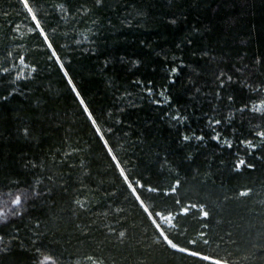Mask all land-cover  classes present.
I'll use <instances>...</instances> for the list:
<instances>
[{"label": "trees", "instance_id": "1", "mask_svg": "<svg viewBox=\"0 0 264 264\" xmlns=\"http://www.w3.org/2000/svg\"><path fill=\"white\" fill-rule=\"evenodd\" d=\"M27 4L0 0V264H264V0Z\"/></svg>", "mask_w": 264, "mask_h": 264}, {"label": "snow or ice", "instance_id": "2", "mask_svg": "<svg viewBox=\"0 0 264 264\" xmlns=\"http://www.w3.org/2000/svg\"><path fill=\"white\" fill-rule=\"evenodd\" d=\"M24 2H25V6L28 7L27 0H24ZM97 2L99 3L100 0H97ZM28 10L31 11V8L29 7ZM35 19H36V17L33 16V20H35ZM37 27H39V24H38V23H37ZM81 103H83V101H81ZM254 110L259 112V111H261V108L257 107V108H254ZM85 111H87V109H85ZM89 116H90V118H91V114H89ZM217 123H219V121H217ZM260 135H261V136H264V132H261ZM184 139H185V140H188V139H190V137L185 136ZM226 143H227V142H226ZM248 144H249L250 147H254V145H252L250 141L248 142ZM229 146H231V145H229ZM244 164H245V161L241 160V161L236 165V167L239 168L241 165H244ZM249 167H251V165H249ZM149 191H156V189H149ZM172 191H175V189H172ZM246 194H247V193H241V195H246ZM137 198L139 199V197H137ZM19 202H20V201H19V198H17L16 203H19ZM177 203H179V201H177ZM141 204H143V201H141ZM192 207H196V206H195V205H192ZM201 208H203V206H201ZM188 210H189L188 208H184V212H185V213H187ZM145 211H148V209L145 208ZM157 215H159V213H157ZM203 216H204V217H208V216H209L208 211H203ZM158 227H159V226H158ZM120 235L123 236L124 233L121 232ZM202 235H203V234H202ZM161 236H163L164 240L167 242V244H168L170 247H172V248H174V249H178V250L181 251V252H185V251H187V249H184V248H178L177 244H175V243H173L171 240H169L168 237H167L166 235H164L163 232H161ZM204 242L207 243L206 240H205ZM193 243H195V241H193ZM191 254H192V255H198V253H195V252H193V253H191ZM204 259H208V257H204ZM216 264H223V262H221V261H216Z\"/></svg>", "mask_w": 264, "mask_h": 264}]
</instances>
